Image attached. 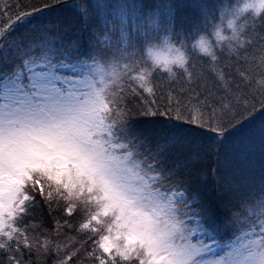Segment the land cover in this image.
<instances>
[{"label": "snow or ice", "instance_id": "snow-or-ice-1", "mask_svg": "<svg viewBox=\"0 0 264 264\" xmlns=\"http://www.w3.org/2000/svg\"><path fill=\"white\" fill-rule=\"evenodd\" d=\"M0 264H264V0H0Z\"/></svg>", "mask_w": 264, "mask_h": 264}]
</instances>
